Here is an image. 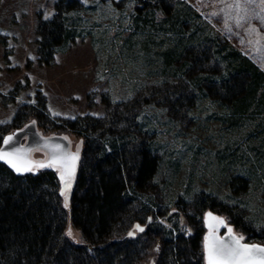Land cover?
<instances>
[{"label": "rangeland", "instance_id": "374dc122", "mask_svg": "<svg viewBox=\"0 0 264 264\" xmlns=\"http://www.w3.org/2000/svg\"><path fill=\"white\" fill-rule=\"evenodd\" d=\"M59 1L0 0V147L6 135L35 124L46 137L62 134L72 152L81 154L83 140L71 128L73 123L98 118L118 125L123 120L118 125L122 135L136 134L127 146L129 153L156 139L164 156L161 183L138 191L136 203L126 199L123 213L108 230H100L102 237L89 239L106 245L130 234L139 236L144 222L135 215L144 200H149L148 211L154 202L158 214L181 213L185 227H179L175 216L160 219L166 238H188L192 226L203 236L206 211L201 213L195 202L201 195L224 207L226 216L219 214L234 227L232 220L240 218L254 231H264L263 89L250 110L236 118L238 110L222 106L216 95L194 94L193 85L177 76L180 64L166 60L183 40L192 42L193 34L183 33L176 21L175 29L163 26L161 15L142 8L141 0H77L88 9L74 13L70 22L80 36L57 53L52 65H42L38 23L56 14ZM177 2L198 14L187 22L195 38L209 46L218 38L219 50L235 49L264 73V0H239V8L235 0H172L170 6L176 9ZM192 104L190 109L187 105ZM137 125L141 131L134 132ZM234 177L248 179L249 187L230 189ZM56 208L53 215L59 213L62 231L71 230L67 237L86 245L76 223ZM243 225L235 230L246 242L264 245V239L249 237ZM155 253L150 249L144 264L153 262ZM98 254L99 264H134L129 245L108 244Z\"/></svg>", "mask_w": 264, "mask_h": 264}, {"label": "trees", "instance_id": "16d2710c", "mask_svg": "<svg viewBox=\"0 0 264 264\" xmlns=\"http://www.w3.org/2000/svg\"><path fill=\"white\" fill-rule=\"evenodd\" d=\"M171 1L141 0L140 4L142 8L149 9L153 16L160 14L163 26L175 29L179 25L177 28L183 33L193 34L192 42L183 40L180 48L168 55L166 60L180 64V70L175 65L173 68L179 70V78L193 85L194 94L202 91L216 95L222 106L238 110L234 112L235 118L238 113L250 110L262 89L261 98L264 99V73L235 49L224 47L219 50L218 38L210 46L195 38L196 32L188 28L187 22L199 17L198 14L183 2H177L176 9H173ZM86 11L88 9L77 0H60L56 5V14L51 19L39 21L38 60L42 65H52L57 53L64 51L80 36L71 28L70 22L74 13ZM220 65H225L224 70H218ZM194 105L187 106L193 109ZM106 125L112 127L107 129ZM118 125L98 118H83L71 125L83 140V150L76 180H67L71 185L67 190L55 169H40L38 172L18 175L0 162V264H99L101 256L98 251L105 250L108 244L132 246L134 264H144L152 248H155L156 253L150 264H205L204 235L200 228L192 226L188 230V238H183V234L166 238L161 218L175 216L179 227H185L186 223L182 221L178 210L158 214L155 212L158 205L154 202L148 211L149 200L141 202L139 208L142 210L135 215V219L144 222L141 226L144 229L139 236L130 234L111 240L106 245L89 239L88 235L94 237V234L102 237L100 230H108L118 214L123 213L124 201L135 202L138 191L161 183L159 173L164 156L155 146L156 139L131 154L127 146L129 141H134L136 134L124 136ZM66 127L64 125L63 129ZM139 127L137 125L134 132H138ZM260 155L264 156V153ZM234 187L245 190L249 187V180L231 178L229 188ZM62 191L65 195H61ZM195 202L201 213L212 210L225 214L226 209L217 207L216 200L208 199V196L201 195ZM53 206L67 220L70 218L69 221L76 223L74 225L81 230L86 245L67 237L66 228L62 231L59 225V213L53 215ZM75 212H78L76 218ZM232 221L237 226L243 225L240 218ZM243 227L249 237L264 239V231L258 233L249 224Z\"/></svg>", "mask_w": 264, "mask_h": 264}, {"label": "snow or ice", "instance_id": "6c2138e0", "mask_svg": "<svg viewBox=\"0 0 264 264\" xmlns=\"http://www.w3.org/2000/svg\"><path fill=\"white\" fill-rule=\"evenodd\" d=\"M247 2L252 3L253 0H247ZM231 6L232 5H230V7ZM235 7H240L239 0H235ZM11 140L12 137H6L4 138V143L8 144ZM77 159L78 157L75 155L63 157L54 156L48 164L40 163L37 166L44 168L60 165L63 169L60 173V179L64 182L65 190H67L71 185L68 183L66 177L72 175V169L67 162L71 161L72 167H74V162ZM19 160V150H16V152L0 151V161L8 163L17 173L31 171V166H21ZM61 195H65V192L62 191ZM67 206V196H65V207ZM208 217L216 221L218 225L227 228L228 239L225 240L223 237L215 235L205 238L204 248L206 251L207 264H264V247L242 244L240 241L243 237L235 236L232 229L227 227L222 218L214 217L211 213L208 214ZM140 231H143V229L140 228ZM68 235L71 237V230L68 232Z\"/></svg>", "mask_w": 264, "mask_h": 264}, {"label": "water", "instance_id": "95a60500", "mask_svg": "<svg viewBox=\"0 0 264 264\" xmlns=\"http://www.w3.org/2000/svg\"><path fill=\"white\" fill-rule=\"evenodd\" d=\"M30 128L33 131H35L34 126L28 125L22 130H17L14 133H10V134L6 135L5 138L6 137H12V140L8 144H5L4 139H3L2 145L0 147V151H5V152H16V150H19V156H20L19 163L21 164V166H25V165L31 166V162L29 161V156H28L30 146L22 144V137L24 136V133L26 132V130L28 131ZM32 130H31V132H29L30 134H33ZM41 145L46 149L56 148V149L64 150L62 157L63 156H70V155H75L78 157V159L74 162V167H72L71 161L67 162L69 167L72 169V175L70 177H68L67 180H69V179L74 180L77 173H78V168H79V164H80V160H81V154L78 152L69 151L68 150V141L64 140L62 138L44 139V141L41 143ZM0 162L6 164L12 172H14L15 174H18V175H23V174L30 172V171H27V172L17 173L13 168H11L9 166L8 163H5L4 161H0ZM58 166H60V165H58ZM209 213H211L212 216H214V217L222 218L224 220L225 224L227 225V227H230L232 229V232L235 236L243 237L236 232L235 227L232 224H230L224 216H222V215H220V214H218L212 210L206 211L204 214V217H203L204 227L206 230L204 237H203V253H204V263L205 264H207L206 251L204 248L205 238L210 237L212 235H215V236L223 237L225 240L228 239L227 228L224 226L218 225L216 221H214L210 217H208ZM240 242L242 244L257 245L260 247H264V245H262V244L248 243L245 241L244 237Z\"/></svg>", "mask_w": 264, "mask_h": 264}, {"label": "flooded vegetation", "instance_id": "af4514ba", "mask_svg": "<svg viewBox=\"0 0 264 264\" xmlns=\"http://www.w3.org/2000/svg\"><path fill=\"white\" fill-rule=\"evenodd\" d=\"M30 125L35 127V131H33L31 128L28 131L26 130V132L24 133V136L22 137V144L30 146L28 156H29V161L31 162V171L38 172V170H40V169H45V170H48V169L54 170L55 169L60 174L61 171H63V170L58 165L53 166V167H44V168H40L37 165H39L40 163L48 164L49 161L54 156L62 157L64 150H60V149H56V148L46 149L41 145V143L44 141V139L62 138L64 140L68 141V150L72 151L71 150V143L69 142L68 139L63 137L62 134H56L55 133V134H53V136H49V137L47 136L46 137V136L41 134V132L39 131V129L37 128V126L35 124H30ZM31 130L33 131V134L29 133V132H31ZM67 178L68 177H66V179Z\"/></svg>", "mask_w": 264, "mask_h": 264}]
</instances>
